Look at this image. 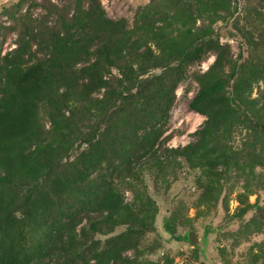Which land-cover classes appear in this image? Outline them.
I'll list each match as a JSON object with an SVG mask.
<instances>
[{
  "label": "trees",
  "instance_id": "16d2710c",
  "mask_svg": "<svg viewBox=\"0 0 264 264\" xmlns=\"http://www.w3.org/2000/svg\"><path fill=\"white\" fill-rule=\"evenodd\" d=\"M38 6L11 15L16 39L0 54V264H146L157 207L144 175L167 186L184 165L198 170L205 207L225 176L241 178L232 216L253 212L228 234L264 235V206L247 201L264 168V87L252 96L264 82V0L239 13L232 0H148L130 23L100 0ZM227 19L235 56L214 27ZM208 54L187 102L201 125L167 146L177 84ZM163 225L188 240L173 217ZM247 254L264 264V236Z\"/></svg>",
  "mask_w": 264,
  "mask_h": 264
},
{
  "label": "rangeland",
  "instance_id": "374dc122",
  "mask_svg": "<svg viewBox=\"0 0 264 264\" xmlns=\"http://www.w3.org/2000/svg\"><path fill=\"white\" fill-rule=\"evenodd\" d=\"M20 1L19 6L15 2ZM41 1L52 2L57 5L64 4L67 0H0V54L14 46L17 24L13 20L19 13L27 12L31 16H38L41 9L38 3ZM148 0H100L107 14L116 17H124L129 23L135 10L144 5ZM255 5L257 0H232L239 13L245 2ZM12 15V16H11ZM231 21H217L215 29L222 33L220 42L229 44L231 52L235 56L240 45L236 36L225 35L231 30ZM213 59L208 54L198 64L189 67L182 80L175 89V98L170 106L165 126L166 145L170 147L181 146L192 140V132L201 125L203 116L190 110L188 100L197 89L196 83L191 78L194 71L204 70ZM264 82L254 86L252 96L257 89H262ZM175 177L167 186L154 183L152 179L144 175L147 193L154 200L157 211L154 217V231L147 233L144 243L150 244L148 253L144 254L146 264H249L247 254L248 247L260 241L263 234L249 233L246 236L237 237L229 235L253 212L248 210L241 218L232 216L237 202L235 196L242 191V179L233 173L228 174L222 180V189L215 205L205 207L197 205L196 198L199 189L195 186L196 169H188L185 165L177 169ZM256 176L261 179V186H254L253 193L247 195V201L264 206V168L256 169ZM126 199L131 195L124 192ZM174 218V235L188 231V240L176 239L164 227L163 222L169 217ZM119 229L117 228L116 231ZM129 253V252H128ZM166 258L170 263H166Z\"/></svg>",
  "mask_w": 264,
  "mask_h": 264
},
{
  "label": "water",
  "instance_id": "95a60500",
  "mask_svg": "<svg viewBox=\"0 0 264 264\" xmlns=\"http://www.w3.org/2000/svg\"><path fill=\"white\" fill-rule=\"evenodd\" d=\"M159 71H160V69L156 70V72H159Z\"/></svg>",
  "mask_w": 264,
  "mask_h": 264
}]
</instances>
